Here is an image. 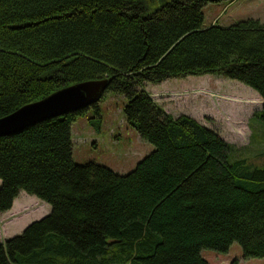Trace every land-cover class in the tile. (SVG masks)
I'll list each match as a JSON object with an SVG mask.
<instances>
[{
  "label": "trees",
  "instance_id": "obj_1",
  "mask_svg": "<svg viewBox=\"0 0 264 264\" xmlns=\"http://www.w3.org/2000/svg\"><path fill=\"white\" fill-rule=\"evenodd\" d=\"M228 0H0V118L109 79L154 150L125 175L72 160L71 125L98 103L0 138V214L20 193L50 206L0 243V264H208L201 250L264 258V148H237L145 86L212 75L264 102V23L203 25ZM264 127V105L253 116ZM252 137V136H251Z\"/></svg>",
  "mask_w": 264,
  "mask_h": 264
},
{
  "label": "rangeland",
  "instance_id": "obj_2",
  "mask_svg": "<svg viewBox=\"0 0 264 264\" xmlns=\"http://www.w3.org/2000/svg\"><path fill=\"white\" fill-rule=\"evenodd\" d=\"M202 12L205 27H228L247 19L264 23V0L211 3L203 7ZM145 90L166 114L174 118L188 116L237 148H264V127L253 118L264 102L237 81L205 75L171 79L158 85L147 84ZM124 104L122 95L108 90L98 102L99 117L89 109L72 123V160L75 164L95 163L115 174L125 175L154 150L153 145L140 139L136 130L125 122ZM45 205L48 210H38L37 217L49 214L50 206ZM27 221L26 216L17 226L13 223L5 225V239L21 234L27 226L21 227ZM3 237L0 232L2 242L5 241ZM201 257L208 264H264V258H244L237 243H233L227 253L203 249Z\"/></svg>",
  "mask_w": 264,
  "mask_h": 264
},
{
  "label": "water",
  "instance_id": "obj_3",
  "mask_svg": "<svg viewBox=\"0 0 264 264\" xmlns=\"http://www.w3.org/2000/svg\"><path fill=\"white\" fill-rule=\"evenodd\" d=\"M109 81H87L62 88L37 102L0 118V138L70 112L90 108L103 96Z\"/></svg>",
  "mask_w": 264,
  "mask_h": 264
},
{
  "label": "crops",
  "instance_id": "obj_4",
  "mask_svg": "<svg viewBox=\"0 0 264 264\" xmlns=\"http://www.w3.org/2000/svg\"><path fill=\"white\" fill-rule=\"evenodd\" d=\"M47 207L48 206H46L45 204H42V202H39L37 199L35 200V198L31 196H27L24 193H20L18 197L14 200L12 208L3 214H0V232L1 234H4V237L2 240H4L5 238L7 239V237H5L6 235L5 225H8L9 223H13V225L17 226L18 223H20L27 216V220H28L27 223L21 227V228H25L32 222L31 220H34V218L37 217L38 210L45 211L46 209L47 211L48 210ZM48 212L46 214H48ZM44 216L45 215H43L42 217ZM42 217H37L36 220L41 219ZM15 235H18V234H15Z\"/></svg>",
  "mask_w": 264,
  "mask_h": 264
},
{
  "label": "bare ground",
  "instance_id": "obj_5",
  "mask_svg": "<svg viewBox=\"0 0 264 264\" xmlns=\"http://www.w3.org/2000/svg\"><path fill=\"white\" fill-rule=\"evenodd\" d=\"M103 80H104V79H103ZM106 80L109 81V79H106ZM108 84H109V83H108ZM107 87H108V86H107ZM106 91H107V88H106L105 92H106ZM105 92H104V93H105ZM103 95H104V94H103ZM102 97H103V96H102ZM102 97H101V98H102ZM100 100H101V99H100ZM100 100H99V101H100ZM99 101H98V102H99ZM98 102H97V103H98ZM95 104H96V103H95ZM93 105H94V104H93Z\"/></svg>",
  "mask_w": 264,
  "mask_h": 264
}]
</instances>
